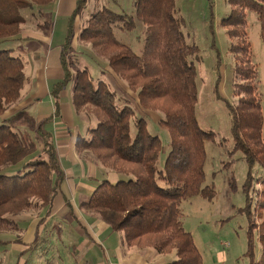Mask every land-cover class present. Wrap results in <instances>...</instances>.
Here are the masks:
<instances>
[{
	"label": "trees",
	"instance_id": "16d2710c",
	"mask_svg": "<svg viewBox=\"0 0 264 264\" xmlns=\"http://www.w3.org/2000/svg\"><path fill=\"white\" fill-rule=\"evenodd\" d=\"M55 1L0 0V247L22 241L19 237L11 240V234L22 229L18 216L31 209L40 210L41 225L52 215L59 196L69 214L77 217L62 189L66 172L51 129L54 118L61 114L62 93L74 81V109L78 113L90 109L97 119L85 136L78 135V147L92 152L108 170L121 173L117 181L106 177L94 180L95 190L80 202L82 212L106 222L112 232H124L128 246L152 247L160 254L174 252L176 258L166 264H204L192 233L185 228L180 205L194 196L210 200L216 196L213 187L204 185L206 142L216 138L200 126L196 115L195 62H201L202 56L199 46L184 34L183 18L175 15L177 0H134L135 16L103 6L90 15L79 33L81 41L90 43L97 54L107 53L108 67L127 80L144 108L163 113L159 123L169 132L167 146L128 100L123 99V105L116 101L117 92L110 83L96 80L86 67L73 70L77 18L90 0H78L69 18L61 53L63 75L51 90L54 112L39 118L26 108L9 112L22 100L27 81L25 62L12 43L22 40L23 24L45 17ZM229 1L231 11L222 24L233 40L231 50L236 55L237 100L227 104L234 150L243 152L249 166L244 189L251 201L250 192L260 193L256 185L264 184V174L254 173L256 166L264 171V114L246 26L248 13L255 12L264 38V0ZM135 17L145 25L141 53L119 40L114 31L115 27L134 31ZM46 23L49 19L39 21ZM259 225L253 220L250 223V252L255 249L253 231ZM261 225L264 230V222ZM262 239L258 264H264V233Z\"/></svg>",
	"mask_w": 264,
	"mask_h": 264
},
{
	"label": "rangeland",
	"instance_id": "374dc122",
	"mask_svg": "<svg viewBox=\"0 0 264 264\" xmlns=\"http://www.w3.org/2000/svg\"><path fill=\"white\" fill-rule=\"evenodd\" d=\"M103 6L135 16L134 0H90L87 8L77 18L73 38V61L76 65L73 66V70L75 71L78 67H86L90 69L96 80L102 79L110 83L111 88L117 92L116 101L122 104L123 99L128 100L129 104L146 117L150 131L159 135L167 146L169 132L159 123L163 113L144 108L139 102L137 93L129 87L127 80L116 75L108 67L107 53L98 52L97 54L96 49L90 43L81 41L79 38V33L86 25L90 15ZM26 11H23L25 15ZM230 11L229 0H177L176 2L175 15L184 20L182 28L184 34L189 42H195L199 46L202 56L201 62H195L198 85L196 115L200 126L205 130L212 131L216 138L214 141L206 142V180L204 182V185L211 186L216 190V196L212 200L199 195L194 196L183 200L180 208L185 228L192 233L202 253L204 264H258L263 247L264 230L261 224L264 222V184L256 185L260 193L251 191L252 199L249 201L244 189L249 166L243 152L234 150L232 118L227 102L237 100L234 86L236 55L231 50L233 40L229 36L227 28L222 24L223 18L227 17ZM45 16L41 17V22L48 19L47 12ZM29 18L31 19L30 15ZM136 23L134 31H125L120 27H115L114 31L119 40L131 45L137 53H141L144 48L145 25L137 18ZM28 27H30V20ZM246 33L247 41L251 47L249 57L257 69L258 94L264 114V38L261 36L260 19L253 11L247 15ZM12 45L17 49V55L23 58L25 71L28 72L26 44L22 39L16 40ZM29 84L30 82L26 81L23 99L29 94L27 91ZM73 86L74 81L69 84L63 101L65 103L69 101L72 106L74 123L77 127L73 131L77 133L78 129V133L85 136L86 129L94 127L97 119L90 109H85L81 113L76 112L72 102ZM17 104L16 102L12 105L10 113L14 111ZM26 109L32 112V105H28ZM32 115H35L34 112ZM262 134L264 140V123ZM75 147L77 151H80V154L93 161L96 160L92 152L81 151L77 143ZM69 154V152H64L61 158L64 157L67 162ZM98 164L100 169L96 176L98 180L105 177L111 179L112 171L105 169L100 163ZM254 173L256 175L264 174V171L261 167L256 166ZM85 198L87 197L83 199ZM71 219V216L68 218L55 217L44 229L46 235L43 236V241L35 244L30 250L28 258L22 259L21 264H47L49 260L52 264H61V255L56 253L53 256L56 249L44 247L48 245L62 247L65 244L64 237L72 230ZM252 220L260 224L254 228L252 235L255 242L254 252L249 251V228ZM116 235L120 236L121 242L124 243V232L116 233ZM8 248V246L0 247V252ZM6 254H0V264H7L9 258ZM15 254L16 259L12 258L13 264H16L19 257V253ZM72 258L74 257L72 256ZM175 258L174 252L163 253L162 257L165 264Z\"/></svg>",
	"mask_w": 264,
	"mask_h": 264
},
{
	"label": "crops",
	"instance_id": "0c3cea01",
	"mask_svg": "<svg viewBox=\"0 0 264 264\" xmlns=\"http://www.w3.org/2000/svg\"><path fill=\"white\" fill-rule=\"evenodd\" d=\"M77 3L78 0H56L51 11L47 13L49 19L47 25L39 24L41 17H37L33 23L30 22V27L28 22L22 26V39L28 51L29 71H26V76L30 84L27 90L29 94L25 99L22 98L15 107L16 110L32 105V112L37 118L54 112L51 90L63 75L62 46L67 35L69 18L74 13ZM65 96L66 91L61 97V114L54 118L51 129L54 132L60 162L66 172L62 189L73 204L77 217L74 218L69 214V208L62 196L56 199L52 215L41 225V211L28 210L17 217L22 229L11 234V240L19 237L22 241H12L7 245L9 248L0 254L7 253L9 258L7 264H13L12 258L16 259L15 253H19L16 264H21L22 259L28 258L36 241H40L46 235L44 229L55 217L71 216L72 230L64 237V247L52 245V249H56L54 254L61 255V264H165V260L162 259L163 254H156L157 252L151 247L140 248L122 243L120 236L116 235L119 232H112L106 222L91 213L82 212L80 202L95 190L94 180L98 179L96 176L100 169L96 160L93 161L76 150L75 144L79 133L78 129L77 133L73 131L76 127L73 110L69 101L66 103L63 101ZM64 152L70 153L67 162L64 157L61 158ZM110 171H112L110 180L117 181L121 173ZM38 256L40 257L39 254ZM47 264L52 263L48 261Z\"/></svg>",
	"mask_w": 264,
	"mask_h": 264
}]
</instances>
